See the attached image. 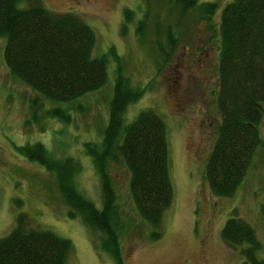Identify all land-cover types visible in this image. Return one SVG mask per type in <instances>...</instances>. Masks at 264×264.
I'll return each mask as SVG.
<instances>
[{
	"label": "rangeland",
	"instance_id": "obj_1",
	"mask_svg": "<svg viewBox=\"0 0 264 264\" xmlns=\"http://www.w3.org/2000/svg\"><path fill=\"white\" fill-rule=\"evenodd\" d=\"M41 1L48 10L76 13L93 29L91 56L106 54V82L73 99L52 100L9 71L3 54L6 35H0V237L8 232L14 216L25 211L31 227H47L70 239L66 264H117L110 251L101 247L99 229L89 227L78 209L67 203L53 170L24 156L18 145L41 140L54 156L72 155L77 164L75 186L102 208L101 178L92 156L85 152V142H99L103 136L119 69L129 79V87L145 86L140 97L126 106L123 119L128 122L145 108L164 120L173 184L171 203L159 221L160 233L153 238V225L132 201L126 163L119 155L108 162L118 208L111 222L118 226L122 264H238L245 256L246 241L229 245L220 231L232 214L255 230L261 244L256 256L263 258L264 109L256 123L260 140L235 191L216 195L204 176L221 121L216 104L218 19L229 0H197L185 14L176 0ZM205 1L217 4L210 15L202 11ZM24 3L20 0L17 5ZM126 7L131 9L130 18L124 17ZM169 32L176 38L174 44ZM51 107L69 113L68 121L47 113Z\"/></svg>",
	"mask_w": 264,
	"mask_h": 264
},
{
	"label": "trees",
	"instance_id": "obj_2",
	"mask_svg": "<svg viewBox=\"0 0 264 264\" xmlns=\"http://www.w3.org/2000/svg\"><path fill=\"white\" fill-rule=\"evenodd\" d=\"M19 1L0 0V35H6L4 61L12 74L56 101L76 98L106 82V54L91 56L95 33L88 23L76 13L48 10L40 0H25L22 7L17 5ZM176 1L184 14L197 4V0ZM202 3L203 13L208 15L217 8L213 1ZM130 11L126 7L124 17L130 18ZM219 16L216 104L221 121L206 158L204 176L214 194L229 195L235 191L260 140L256 123L264 109V0H229ZM136 29L143 35L142 30ZM167 34L174 44V35ZM110 49L117 58L114 49ZM160 51L162 55L164 46ZM114 80L103 136L99 142H85V152L92 156L101 178L102 208L82 196L75 186L73 173L77 164L72 155L54 156L41 140H28L18 147L24 156L53 170L67 203L78 209L89 227L99 229L101 247L110 251L117 264H122L118 226L111 222L118 208L115 187L107 172L108 162L119 155L126 163L132 201L144 220L153 225V238L160 233L159 221L171 203L173 184L168 171L164 120L154 110L145 108L130 121L123 119L126 106L140 97L144 84L138 89L129 87V79L123 78L119 69ZM48 112L64 122L70 118L59 107H51ZM13 199L18 204L22 202L20 198ZM69 214L73 216L72 212ZM30 223L25 211L14 216L8 232L0 237V264H66L70 239L47 227L36 229ZM220 231L229 245L246 241L242 248L245 256L238 264H264V257L256 256L261 244L245 219L232 214Z\"/></svg>",
	"mask_w": 264,
	"mask_h": 264
},
{
	"label": "flooded vegetation",
	"instance_id": "obj_3",
	"mask_svg": "<svg viewBox=\"0 0 264 264\" xmlns=\"http://www.w3.org/2000/svg\"><path fill=\"white\" fill-rule=\"evenodd\" d=\"M202 48H204V47H202Z\"/></svg>",
	"mask_w": 264,
	"mask_h": 264
}]
</instances>
